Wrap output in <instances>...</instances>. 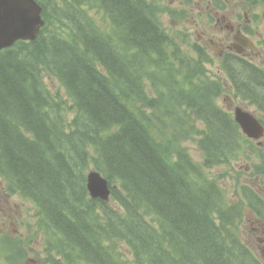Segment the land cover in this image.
<instances>
[{"label": "trees", "instance_id": "obj_1", "mask_svg": "<svg viewBox=\"0 0 264 264\" xmlns=\"http://www.w3.org/2000/svg\"><path fill=\"white\" fill-rule=\"evenodd\" d=\"M39 1L46 23L38 38L0 51V172L42 212L50 252L64 264H128L103 241L113 231L141 263L262 264L234 228L242 203L228 201L184 144L201 136L211 166L249 141L216 104L222 87L204 52L189 55L148 0ZM45 74L66 89L71 120ZM229 74L264 109L255 68ZM93 164L123 216L91 198ZM242 196L264 216L254 190Z\"/></svg>", "mask_w": 264, "mask_h": 264}, {"label": "rangeland", "instance_id": "obj_2", "mask_svg": "<svg viewBox=\"0 0 264 264\" xmlns=\"http://www.w3.org/2000/svg\"><path fill=\"white\" fill-rule=\"evenodd\" d=\"M161 6L160 18L167 27L170 34L191 54L195 55L194 46L191 43H198V39L205 41L224 35L231 36L229 18L220 23H215L214 13L206 7L214 8L209 0H156ZM223 10L220 13L227 14L236 23L237 19L248 24L257 32V29L264 28V20L260 21V15L264 14V5L251 0H223ZM257 24V25H255ZM183 33V34H182ZM256 38V36L254 35ZM199 44V43H198ZM220 45L219 43H216ZM201 45V44H199ZM213 45L207 46L206 50L210 56L218 54L220 49ZM255 62L264 65V54L255 58ZM211 72H218L220 65L216 63L208 65ZM222 76L223 73H220ZM225 76V75H224ZM223 76V77H224ZM45 81L51 92L59 99L67 102L63 111L64 117L68 120L75 114L71 100L65 94V88L59 80L51 75L45 76ZM225 109L233 111L236 106L248 109L259 117L264 118L255 105L244 106L227 84L222 96L217 100ZM247 102V101H246ZM193 158L200 162L203 169L210 177L217 178L219 185L224 190L230 203H242V212L234 216L236 219L235 229L244 241L248 250L264 263V216L255 209L252 210L243 198L246 185L253 187L260 198L264 200V136L258 140H252L250 148L237 159H225L219 165L211 167L204 166L205 153L195 141H186ZM250 191L251 188L249 187ZM259 209L264 213V205L260 204ZM39 214L36 205L29 199L11 193L7 182L0 176V263L1 264H48L45 254V235L40 230ZM124 254L129 252L125 243H121Z\"/></svg>", "mask_w": 264, "mask_h": 264}, {"label": "water", "instance_id": "obj_3", "mask_svg": "<svg viewBox=\"0 0 264 264\" xmlns=\"http://www.w3.org/2000/svg\"><path fill=\"white\" fill-rule=\"evenodd\" d=\"M43 8L35 0H0V49L12 45L18 39H35L44 25ZM236 118L245 132L252 136L262 134L263 126L253 114L236 109ZM98 173H92L88 186L94 196L107 199L105 182L97 181Z\"/></svg>", "mask_w": 264, "mask_h": 264}, {"label": "flooded vegetation", "instance_id": "obj_4", "mask_svg": "<svg viewBox=\"0 0 264 264\" xmlns=\"http://www.w3.org/2000/svg\"><path fill=\"white\" fill-rule=\"evenodd\" d=\"M226 15H222L218 20H226ZM231 31L233 32V37L232 38H229V40L232 42V39L233 40H237L239 43H240V46L238 45H235V44H232V45H228L229 48H232V47H235L237 48L238 50L242 51L244 54L247 53L248 51V40L244 37V34L242 32V29L240 26L238 27H235V26H231ZM261 37H262V44L260 45V49L257 51V56L260 57L262 54H264V28H263V32L261 34ZM255 47H257V45L255 44H251V49H254ZM262 83V82H261ZM263 84V83H262ZM244 106L246 107H249L250 106V103L249 102H246L244 103ZM264 115V112L262 113ZM259 117V115H258ZM260 118V122L264 125V118Z\"/></svg>", "mask_w": 264, "mask_h": 264}, {"label": "bare ground", "instance_id": "obj_5", "mask_svg": "<svg viewBox=\"0 0 264 264\" xmlns=\"http://www.w3.org/2000/svg\"><path fill=\"white\" fill-rule=\"evenodd\" d=\"M40 6H42V8H43V5H42V3L39 1V0H35ZM44 21H45V23H46V19H45V17H44ZM66 94V93H65ZM66 96L67 97H69L67 94H66ZM69 99L71 100V98L69 97ZM68 105V104H67ZM67 105H66V107H67ZM71 105H73V102H72V100H71ZM75 109V108H74ZM75 113H76V110H75ZM74 116H75V114H74ZM73 116V117H74ZM72 117V118H73ZM72 118H70V119H66V121H69V120H71ZM92 168V167H91ZM91 168L87 171V173H86V175L88 174V173H90V171H91ZM97 178V177H96ZM98 179L99 180H102L103 182H105V184H106V187H107V190H108V193H109V195H111L112 197H113V195H112V184H111V181H110V179L107 177V176H105L101 171L98 173V178H97V181H98ZM99 182V181H98ZM88 192H89V194H90V196H91V198H94V199H101V200H103L100 196H94L89 190H88ZM34 203V202H33ZM35 204V203H34ZM36 205V204H35ZM129 207V206H128ZM36 208H37V206H36Z\"/></svg>", "mask_w": 264, "mask_h": 264}]
</instances>
